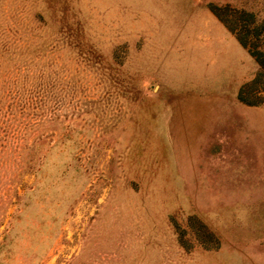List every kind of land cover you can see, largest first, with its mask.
Segmentation results:
<instances>
[{"label":"rangeland","instance_id":"obj_1","mask_svg":"<svg viewBox=\"0 0 264 264\" xmlns=\"http://www.w3.org/2000/svg\"><path fill=\"white\" fill-rule=\"evenodd\" d=\"M0 264H264V0H0Z\"/></svg>","mask_w":264,"mask_h":264}]
</instances>
